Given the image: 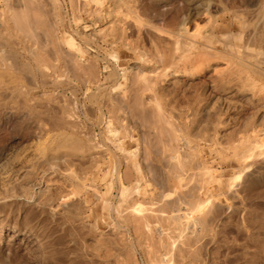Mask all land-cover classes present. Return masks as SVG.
<instances>
[{
  "label": "rangeland",
  "instance_id": "rangeland-1",
  "mask_svg": "<svg viewBox=\"0 0 264 264\" xmlns=\"http://www.w3.org/2000/svg\"><path fill=\"white\" fill-rule=\"evenodd\" d=\"M0 264H264V0H0Z\"/></svg>",
  "mask_w": 264,
  "mask_h": 264
},
{
  "label": "bare ground",
  "instance_id": "bare-ground-1",
  "mask_svg": "<svg viewBox=\"0 0 264 264\" xmlns=\"http://www.w3.org/2000/svg\"><path fill=\"white\" fill-rule=\"evenodd\" d=\"M64 44H65L68 48H70V49H74V48H75V42H74V40H73L72 38H70V37H68V38L65 39ZM184 215H185V214H184ZM184 215H183V216H184ZM187 215H188V214H187Z\"/></svg>",
  "mask_w": 264,
  "mask_h": 264
}]
</instances>
